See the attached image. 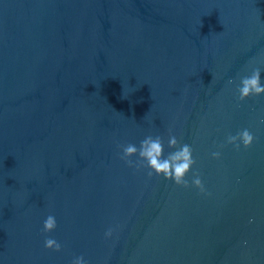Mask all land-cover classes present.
I'll use <instances>...</instances> for the list:
<instances>
[{
  "label": "water",
  "instance_id": "obj_1",
  "mask_svg": "<svg viewBox=\"0 0 264 264\" xmlns=\"http://www.w3.org/2000/svg\"><path fill=\"white\" fill-rule=\"evenodd\" d=\"M253 67L264 85V0H0V264H264ZM169 130L205 193L120 158L148 135L167 156Z\"/></svg>",
  "mask_w": 264,
  "mask_h": 264
},
{
  "label": "clouds",
  "instance_id": "obj_2",
  "mask_svg": "<svg viewBox=\"0 0 264 264\" xmlns=\"http://www.w3.org/2000/svg\"><path fill=\"white\" fill-rule=\"evenodd\" d=\"M234 81H229L233 83ZM238 93V101L243 102L250 97H259L264 95V85L261 83V68L253 67L250 75H245L240 78V85L236 89ZM264 124V118L259 121ZM168 147L175 149L167 156L164 155V141L160 136L153 137L152 135L146 136L140 141L139 147L135 144L128 143L126 145H119L121 148L120 158L129 166L135 167L137 170L141 168L148 169L147 175L151 178L153 175L162 176L166 180H171L175 185L189 188L195 187L199 189L200 193H205V186L200 177V173H194V178L191 181L186 179V176L192 171L196 160L193 156V148L189 144L180 145L175 135L171 134L169 130ZM257 138L247 128L238 131L235 135L227 136V144L234 146L235 150L239 151L241 144L245 149L252 147ZM220 147H223L221 145ZM138 157L133 161L132 157ZM211 156L215 160L221 158L220 151H214ZM57 227L55 216L48 215L43 223V232L51 233ZM113 230L109 228L105 233V238L112 236ZM44 247L48 250L56 252L61 251V244L51 237H46L44 240ZM72 264H87L83 256H78L73 259Z\"/></svg>",
  "mask_w": 264,
  "mask_h": 264
}]
</instances>
